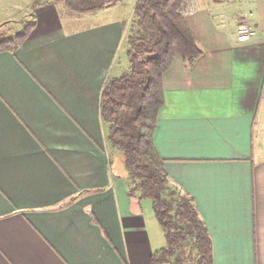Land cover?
<instances>
[{
	"label": "crops",
	"instance_id": "1",
	"mask_svg": "<svg viewBox=\"0 0 264 264\" xmlns=\"http://www.w3.org/2000/svg\"><path fill=\"white\" fill-rule=\"evenodd\" d=\"M231 1H185L202 55L175 56L164 73L154 144L193 199L212 264H264V0H248L249 19L214 18ZM63 7L0 0L3 37L14 14L35 22L15 53L0 52V264H149L162 246L114 168L100 115L105 82L128 69L119 55L130 21L112 13L74 27ZM241 20L256 30L248 41Z\"/></svg>",
	"mask_w": 264,
	"mask_h": 264
},
{
	"label": "trees",
	"instance_id": "2",
	"mask_svg": "<svg viewBox=\"0 0 264 264\" xmlns=\"http://www.w3.org/2000/svg\"><path fill=\"white\" fill-rule=\"evenodd\" d=\"M71 15L94 13L123 0H57ZM186 0H138L124 37L127 71L104 84L100 115L109 145L123 156L127 195L150 199L164 246L149 264H212V243L193 199L173 185L154 144L158 113L164 105V73L175 56L192 63L202 55L187 25ZM222 2L221 0H212ZM35 26L0 35V52L15 53Z\"/></svg>",
	"mask_w": 264,
	"mask_h": 264
},
{
	"label": "rangeland",
	"instance_id": "3",
	"mask_svg": "<svg viewBox=\"0 0 264 264\" xmlns=\"http://www.w3.org/2000/svg\"><path fill=\"white\" fill-rule=\"evenodd\" d=\"M226 3H227V1H226ZM134 7H135V3L133 1L123 0L120 2L119 6H117V8H116L117 12H114L111 10H101L93 16H92L93 13L85 14V16L75 15L76 16V22H74L75 23L74 27L87 26V25L93 24L94 22H97L98 20H101L102 18L107 19V18H109L108 15H110L112 13H118L119 15H122L124 17V19L127 22H129L131 17H132ZM250 9H251V4L248 0H232L229 4H225V5L218 4V5L214 6L211 10L213 12L214 18H216V16L219 15L218 12L220 11L221 16L223 18H226L227 19L226 21H228V19L233 20L235 18V16L233 14L237 13L238 10L242 14L245 13L249 19L250 13H252L251 11H249ZM64 10L66 12V9H64ZM66 18H68V17H66ZM29 21H31V19ZM29 21L25 20V16L14 14V22L12 24H10V26H9V24H7L8 27H10L11 29H8V28L7 29L11 30L12 35H14L15 33L21 32L25 23H27ZM220 23H221L220 26H222L223 22L220 21ZM227 23L228 22H226V25H227ZM5 27L0 30L1 36L6 31ZM119 57H120V60L123 62V64L128 66L127 57L125 55L124 44L121 47ZM126 70H127V68H126ZM110 154H111L112 163L114 165L115 170L125 174L122 154L117 149H114V148H110ZM263 161H264V158H257L255 161L256 189H257V193H258V205H257L258 211H260V209H261L260 192L262 190V183H261V180L259 179V177H260V175H259L260 174V163ZM143 202H144L143 212H144V216L146 218L147 224L150 227V232L153 233L155 239L158 241L160 246H164L163 234H162V231L156 222V219H155V216H154V213L152 210L151 200L150 199H144Z\"/></svg>",
	"mask_w": 264,
	"mask_h": 264
},
{
	"label": "built area",
	"instance_id": "4",
	"mask_svg": "<svg viewBox=\"0 0 264 264\" xmlns=\"http://www.w3.org/2000/svg\"><path fill=\"white\" fill-rule=\"evenodd\" d=\"M133 1L136 5L138 0H129ZM222 2H226L227 0H221ZM184 10V6L182 10ZM256 34V30L250 27V25L245 20H241L237 25V35L239 41H248L252 36Z\"/></svg>",
	"mask_w": 264,
	"mask_h": 264
}]
</instances>
